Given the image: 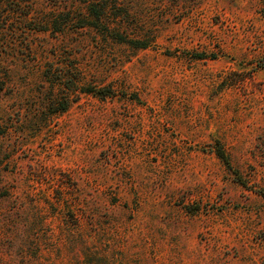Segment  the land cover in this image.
I'll list each match as a JSON object with an SVG mask.
<instances>
[{"label": "rangeland", "instance_id": "rangeland-1", "mask_svg": "<svg viewBox=\"0 0 264 264\" xmlns=\"http://www.w3.org/2000/svg\"><path fill=\"white\" fill-rule=\"evenodd\" d=\"M0 264H264V0H0Z\"/></svg>", "mask_w": 264, "mask_h": 264}, {"label": "trees", "instance_id": "trees-1", "mask_svg": "<svg viewBox=\"0 0 264 264\" xmlns=\"http://www.w3.org/2000/svg\"><path fill=\"white\" fill-rule=\"evenodd\" d=\"M98 18V16H97ZM86 93H93L92 90H88ZM102 97H109L112 95L110 92H106L105 90L97 92ZM108 93V94H107ZM215 155L227 166L230 167V162L228 155L226 154L224 148L220 145V143H217L215 147Z\"/></svg>", "mask_w": 264, "mask_h": 264}]
</instances>
